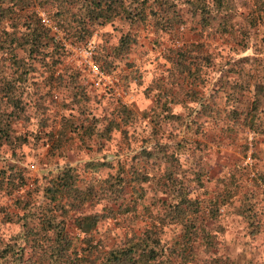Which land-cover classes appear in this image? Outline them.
<instances>
[{
  "label": "trees",
  "instance_id": "trees-1",
  "mask_svg": "<svg viewBox=\"0 0 264 264\" xmlns=\"http://www.w3.org/2000/svg\"><path fill=\"white\" fill-rule=\"evenodd\" d=\"M256 1L264 4V0ZM184 2L194 7L193 13L202 28L215 23L219 30H228L231 0ZM35 3L39 6L51 5V17L63 29H66L68 19L69 23L73 21L76 40L84 39L89 33L88 26L110 23L117 16L129 24L150 23L163 32L171 31L180 22L175 0H0V158L3 159L2 154L9 151L6 161L0 166V195H11L26 187L24 170L16 164L20 154L15 153L16 149L19 150L24 145L33 147L39 141L45 144L48 141L50 144L46 146V155L54 159L57 153L63 152L64 142L60 138L70 132L77 135L80 146L93 147L90 151L94 154V159L84 160L81 172L77 163L64 162L59 165L55 161L54 167L46 169L42 174V182L34 190L27 189L24 198L14 200L18 208L16 213L3 212L0 205V220L12 223L15 227V231L6 239L0 236V264H238L237 259L229 256L224 259L217 253V249L216 252L213 251L216 247L210 240V233L196 223L200 203L189 196V183L185 181L188 172L198 177L197 174L202 170L201 166H196L191 153L192 148L199 147L196 137L204 134L205 128L200 127V124L195 125L187 114L172 113L170 109V104H183L187 110L193 109L187 105L188 102L201 104L203 85L198 81H201L205 73L202 65L213 60V54L203 49L201 41L170 50L166 59L170 62V69L176 80L188 81L184 88L181 87L185 99L179 97V94L178 99L174 95L154 96L151 111L143 112L148 116L150 125L149 132L142 138L137 149V156L123 158L119 155L121 148L114 151L107 148L113 133L122 131V125L136 119L135 111L121 103L114 110L113 100L103 101L102 96L88 95L75 80L68 82L69 110L76 113L73 119L67 118L58 128L55 124H49V128L42 132L37 129L30 134L16 132L13 129L16 119L28 117L26 111L32 105V90L29 85L32 72L38 66L49 69L51 60H57L55 54L60 50L50 29L41 24L34 11ZM259 21H264V16L249 18V22L253 24ZM130 41L129 35H120L116 45L112 47L113 55L127 52ZM193 49L197 53H192ZM258 53L263 55L257 59L264 60V49H260ZM191 60H196L197 63L193 64ZM6 61L9 71L4 68ZM259 72L248 82L240 77L241 72L233 82L228 80V76L224 77V84L221 83L219 87L229 97V122H221L217 131H221L223 127L230 129L231 124L240 121H246L250 130L257 131V127L252 126L264 113V69ZM249 89L252 96L248 106L243 104V99L245 91ZM204 113H211L208 106ZM32 114L30 113V117ZM33 117L36 122L41 121L39 116L34 114ZM172 123L170 136L162 139V130ZM258 131H264V128ZM171 139L173 142H169ZM97 152H102V155L104 152L111 153L113 157L103 160V156L100 157ZM47 156L45 163L48 165ZM140 161L150 164L152 168L161 166L159 176L162 185L160 193L164 197L161 199L163 216L180 225L178 242L176 240V244L167 248L164 238L153 236L155 231H145L142 236L129 239L123 245L109 247L102 252L101 259L96 263L89 260V249L87 252L82 250V254L78 255L77 238L65 228L69 212L84 207L95 193H104L105 197L111 194L114 200L121 195L125 183L151 177L147 169L134 171ZM98 166L113 169V173L104 178L103 182L100 180L93 184L81 174L97 171ZM96 184L100 188H95ZM227 190L226 187L224 191ZM224 200L228 198L224 197ZM243 209L245 212H239L238 206L235 214L246 220L245 227L257 230L253 222V205L248 202ZM215 214V211H210L209 216L213 218ZM75 222L80 233L89 237L96 225V217L93 213L82 214L77 216ZM253 230L242 233L246 242ZM199 232L202 234L199 235ZM86 244L94 246L91 241ZM196 245L202 246L205 253L213 248L209 257L194 255ZM239 253L244 259L239 264L257 263L245 256V247L237 255Z\"/></svg>",
  "mask_w": 264,
  "mask_h": 264
},
{
  "label": "rangeland",
  "instance_id": "rangeland-1",
  "mask_svg": "<svg viewBox=\"0 0 264 264\" xmlns=\"http://www.w3.org/2000/svg\"><path fill=\"white\" fill-rule=\"evenodd\" d=\"M175 1L179 8L180 22L169 32L157 30L150 23L129 24L117 16L110 23L88 26L89 33L83 40H76L73 21L69 23L68 19L66 29H63L51 17V5L39 6L35 3L33 7L55 23L57 33L51 34L60 50L55 54L57 60H51L49 69L38 66L32 72L29 82L32 105L27 108L28 117L16 119L13 129L30 134L36 129L41 132L47 130L49 124H55L58 128L67 118L73 119L76 113L69 110L68 82L75 80L88 95L102 96L103 101L113 100L114 110L121 103L135 111L136 119L122 125V131L113 133L107 148L109 151L121 148L119 155L123 158L137 156L141 140L149 132L150 123L144 113L151 111L154 96L174 95L178 99L179 94V97L185 99L181 87L184 88L188 81L176 80L170 69V62L166 59L170 50L201 41L203 49L213 54V60L202 65L205 73L201 81H198L203 85L201 104L188 102L187 105L192 110H187L180 103L170 104L172 113L187 114L195 125L200 124V127L205 128V133L196 137L199 147L192 148L191 153L196 166H201L202 170L197 174L198 177L190 172L185 176V181L189 183V196L200 203L196 223L210 233V240L216 247L213 251L216 252L217 249V253L224 259L229 256L237 259L238 264L243 263L241 253H237L245 247L246 257L256 261V264H264V131H258L264 128V113L252 126L257 127L256 132L249 129L250 125L246 121L230 123V129L223 127L221 131H217L220 129L219 124L228 121L229 117V97L219 87L221 83L224 84V77L228 76V80L233 82L241 72L240 77L248 82L264 69V60L257 59L263 55L258 52L264 49V21L255 24L249 22L250 16H264V4L256 0H231L228 30L221 31L215 23L202 28L193 13V6L184 0ZM124 34L131 39L129 49L114 56L112 47L116 45L118 37ZM87 41L93 48L92 58L100 68L98 74L91 73L87 67L76 62L74 57H70L74 46H82ZM17 53L20 54L19 51ZM192 53L197 51L193 49ZM191 62L197 63L196 60ZM4 68L5 71L10 70L7 61ZM244 94L243 104L249 106L252 91L249 89ZM207 106L210 114L204 113ZM30 113H33L32 117ZM34 114L41 118L39 123L33 117ZM172 126L173 123L162 130V139L170 136ZM60 139L64 142L63 152L57 153L54 159L46 155V146L50 144L48 141L46 144L39 141L33 147L24 145L21 149H16L15 153L20 154L16 164L24 170L27 183L25 188L11 195H0L3 212L16 213L18 208L14 200L24 198L27 189L34 190L42 182V174L46 169L54 167L55 161L59 165L64 162L77 163L81 172L84 160L94 159V154L90 151L93 147L80 146L77 135L67 132ZM169 142H173V139ZM97 153L100 157L103 156V160L113 157L111 153ZM2 155L0 166L6 161L9 151ZM46 156L48 165L45 163ZM160 168L161 166L152 168L150 164L140 161L134 171L147 169L151 177L145 176L146 179L125 183L121 195L114 200L109 193H106L109 194L106 197L104 193H95L84 207L69 212L65 228L77 238L78 255L82 254V250L87 252L89 249V260L96 263L101 259L102 252L109 247L123 245L129 239L142 236L145 231H155L153 236L164 238L167 248L178 242L180 225L163 216ZM112 173L113 169L98 166L97 171L81 174L87 181L95 184L100 180L103 182ZM226 187L228 190L224 191ZM95 188L100 186L96 184ZM224 197L228 200H224ZM248 202L253 205V222L257 230L245 227L246 220L235 214L238 206L239 212H245L243 208ZM210 211L216 212L213 218L209 216ZM92 213L96 217V225L89 237H86L78 230L75 219L82 214ZM248 230L253 231L246 242L242 233H249ZM14 231L12 223L0 220L1 238L6 239ZM89 241L93 247L86 244ZM212 249L205 253L202 246L196 245L194 255L208 258Z\"/></svg>",
  "mask_w": 264,
  "mask_h": 264
},
{
  "label": "built area",
  "instance_id": "built-area-1",
  "mask_svg": "<svg viewBox=\"0 0 264 264\" xmlns=\"http://www.w3.org/2000/svg\"><path fill=\"white\" fill-rule=\"evenodd\" d=\"M34 11L36 12L37 16L39 17V20L42 25L50 29V32L57 33L56 26L54 23L40 10L34 7ZM66 45V44H63ZM92 45L90 42H85L82 46H74L72 48V53L70 54V57H74L76 62L79 64L87 67V69L93 73L98 74L100 71L99 66L92 58ZM74 50V54H73Z\"/></svg>",
  "mask_w": 264,
  "mask_h": 264
}]
</instances>
